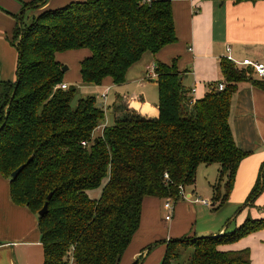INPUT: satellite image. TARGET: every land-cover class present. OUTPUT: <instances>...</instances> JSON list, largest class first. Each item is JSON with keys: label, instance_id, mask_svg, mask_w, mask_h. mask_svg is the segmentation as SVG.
<instances>
[{"label": "trees", "instance_id": "trees-1", "mask_svg": "<svg viewBox=\"0 0 264 264\" xmlns=\"http://www.w3.org/2000/svg\"><path fill=\"white\" fill-rule=\"evenodd\" d=\"M172 1H71L40 10L28 26L19 20L13 30L16 79H0V174L9 180L11 202L37 216L42 264H118L139 227L143 199L176 204L182 199L179 188L194 185L201 165L219 166L212 209L228 199L247 155L229 126L231 98L237 84L246 82L230 61L219 64L224 89H211L193 103L174 62L157 63V118L122 107L97 136L105 113L96 98H81L72 107L77 89L59 88L64 73L55 55L82 49L90 52L79 63L85 87H99L106 78L122 85L144 53L176 42ZM251 84L264 91V80ZM100 187L99 199H90L87 191ZM263 192L264 161L239 210L252 207ZM46 202L47 214L39 217ZM261 230L264 219L247 218L232 231L170 240L161 264H178L187 249V264H250L247 249L218 247Z\"/></svg>", "mask_w": 264, "mask_h": 264}, {"label": "crops", "instance_id": "crops-1", "mask_svg": "<svg viewBox=\"0 0 264 264\" xmlns=\"http://www.w3.org/2000/svg\"><path fill=\"white\" fill-rule=\"evenodd\" d=\"M32 1L34 0H0V47L9 48L7 38L11 37L13 28L11 15L22 14L23 6ZM45 1L42 9L57 8L70 0ZM172 14L176 42L156 54L144 53L141 59L127 70L122 85L114 86L110 78L103 80L99 87L106 86V100L108 92L112 89L122 90L124 86L141 84L143 80L156 88L155 77H152L149 69L154 68L157 63L170 65L174 62L187 96L194 90L195 100L201 99L214 86L223 82L219 68L221 60L230 58L234 63H241L247 59L264 63V0L254 3L173 0ZM84 50L64 53L83 52L78 53L81 54L77 66L79 69V63L90 55L88 50ZM58 56L55 55L56 60ZM2 61L0 56V79L14 82L16 56L10 66H5ZM64 77L66 74L63 76V83L70 86ZM78 81L81 82V78ZM149 104L142 97L115 94L111 105L112 121L114 122L115 115L118 116L122 107L133 110L144 118H157V103ZM106 123L104 119V123L99 127L100 131L110 126ZM229 126L236 146L247 155L238 167L227 201L219 207L223 209L213 210L212 203L208 207L195 202L193 194L196 189L188 191L184 188V197L174 203L172 219L165 223L161 221L163 200L143 199L139 227L118 264H159L164 257L166 243L170 240L217 235L239 226L248 217L264 219V192L252 207L239 210L240 205L245 203L255 183L259 167L264 161V91L253 87L249 82L238 83L231 98ZM101 189L102 187L87 191L88 197L92 200L99 199ZM231 221H234V224L229 228ZM0 241V264H42L43 252L37 216L11 202L9 180L1 174ZM156 243L159 244L148 250L149 246ZM156 247L158 248L155 249ZM245 249L249 251L250 264H264V230L250 234L235 243L218 247L222 252Z\"/></svg>", "mask_w": 264, "mask_h": 264}, {"label": "rangeland", "instance_id": "rangeland-1", "mask_svg": "<svg viewBox=\"0 0 264 264\" xmlns=\"http://www.w3.org/2000/svg\"><path fill=\"white\" fill-rule=\"evenodd\" d=\"M71 1H75V0H70L67 2L69 3ZM67 2L64 4H67ZM45 4H46V1L38 0L32 5L28 4L25 8H24L25 6L24 5L22 8V11H23L22 14L17 13L15 15H11V19H13V28L11 29V33H10L11 37L7 38V42L10 44L9 48L6 49L3 47H0L1 60H3L2 62L5 64V66L6 65L10 66L13 60H15V56H16V62H17V51L13 45V41L11 42V39H12L13 30L16 29V27L19 28L21 26L20 24H18L19 20L22 22L23 26H28L31 23L33 17L37 15V13L45 6ZM61 6L63 5H60L59 7ZM18 40L19 38L16 39V41ZM78 53H83V52H77V53H71V54L70 53L57 54V56L59 55L57 61L60 62L62 67L67 68V71L64 73L66 74V77H64V80L66 78V81L68 82V84L77 89L76 95L71 103V106L75 107L79 99L85 98L87 96H94L96 98V101L100 103L99 96H101V94L105 92L106 86L104 85L103 87H93V86L85 87V85H83L80 81H78L80 76H79V69L77 68V66L79 62V56L81 55ZM235 69L238 72H240L242 79H244L246 82L251 83L252 81L259 80L253 76L251 70L249 69L237 68L236 66H235ZM115 94L127 95L128 97H135V98L142 97L144 101L150 103L149 105H155L158 101L156 88L152 84L144 80L141 84L132 83L127 86H124L122 90L112 89L110 93L108 92L106 103L104 102L102 105L103 108L101 107V104L97 102V104L103 109L105 113V120L107 122L106 123L107 125H112L113 123L110 114L113 111L111 109V105H112ZM107 107L109 108L107 109ZM99 133H100V130L98 129L94 132V135L97 136ZM240 151L245 153L242 150ZM218 169H219L218 165H210V166L201 165L198 167L194 185L191 187H185V189L188 191L194 188L196 189V192L193 194L194 200L204 199V200H207L209 204L212 203L213 186L215 185L217 181ZM224 181L221 182V193H224V189H223ZM103 184H104V181L102 182V186ZM183 194H182V197L180 196L181 198L184 197ZM165 202L166 200L163 201V203ZM240 207H242V205H240ZM162 209L163 210H162L161 221L165 222L164 217L167 213L164 208ZM222 209L223 208H220V209L218 208V211H221ZM206 211L208 212V210ZM210 212L211 211H209V213ZM248 218H251V217H248ZM231 222L232 224H230L229 228L234 224V221H231ZM232 230H234V227H232L231 229L227 231H232ZM197 237H202V236L198 235ZM157 248L158 247H156L155 249ZM190 254H191V249L182 251L180 254V258L178 260V264H187Z\"/></svg>", "mask_w": 264, "mask_h": 264}, {"label": "built area", "instance_id": "built-area-1", "mask_svg": "<svg viewBox=\"0 0 264 264\" xmlns=\"http://www.w3.org/2000/svg\"><path fill=\"white\" fill-rule=\"evenodd\" d=\"M227 60L230 61L237 68H245V69L251 70L253 76L256 79L264 80V63L251 62V61H249L247 59L243 60L241 63H234V62H232V60L230 58H227ZM149 70L151 71L152 77H155L154 68H151ZM59 88L61 90H65L67 88V85L64 84V83L60 84ZM213 89L215 91H222L224 89V84L223 83H219ZM194 92H195L194 90L190 91V96H189L190 103H193L195 101V99L193 97L194 96ZM99 100L101 101V107H102L103 103L106 100V93L101 94V96H99ZM179 191H180L179 195L182 197L183 189L180 187ZM195 202L200 203L201 205H204V206H208V207L210 206L209 202L206 201V200H198V199H196ZM173 205H174V202L171 201V200H166V202L163 205V208L167 212V214L164 217L166 222H169L172 219Z\"/></svg>", "mask_w": 264, "mask_h": 264}, {"label": "water", "instance_id": "water-1", "mask_svg": "<svg viewBox=\"0 0 264 264\" xmlns=\"http://www.w3.org/2000/svg\"><path fill=\"white\" fill-rule=\"evenodd\" d=\"M63 73H65L67 71V68L66 67H62V70H61ZM22 166L19 167L17 170H15L12 174H11V178L14 179L18 174L19 172L22 170ZM50 196L51 195H48L47 197V200L50 199ZM47 214V202L43 205V207L41 208V210L38 212V216L39 217H43L44 215Z\"/></svg>", "mask_w": 264, "mask_h": 264}]
</instances>
